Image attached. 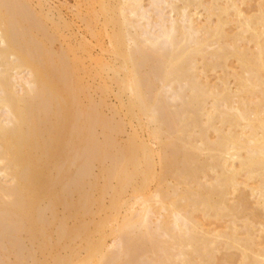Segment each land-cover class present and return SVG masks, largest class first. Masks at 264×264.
Returning <instances> with one entry per match:
<instances>
[{"label": "rangeland", "instance_id": "374dc122", "mask_svg": "<svg viewBox=\"0 0 264 264\" xmlns=\"http://www.w3.org/2000/svg\"><path fill=\"white\" fill-rule=\"evenodd\" d=\"M7 1L8 0H0V4L2 2L4 4L5 3L8 4V5L5 4V6L4 4L0 5V7H4V8H0L1 9L0 12L2 14V15L0 14L1 15L0 16V29L2 28L1 30L5 31V28L8 27L9 25L10 27H13L11 25L13 23H10V22H13L14 21L13 19H15L14 26L16 23L17 27L15 26V28L13 29L18 28L17 30L19 31H21V27H24V29L25 28L31 29L32 31H34L35 29V32H33V34L34 36L37 34L35 37L37 41L36 45H37V48L41 46L40 47L41 49L40 48H38L39 50L37 48H36L37 50L35 49L34 58L36 60L33 59L34 63L33 61L26 60L24 62V60H21L22 62H24L23 63L24 65H23L20 60H18V62L17 61L13 62L16 59L13 60L14 57L10 58L12 63L10 66L6 67V69L8 68L7 69L8 72L6 70L7 74H4L2 76L4 78L2 80H5L8 77V73H9L8 78L12 77V78H16L17 80V85L15 89L21 90L22 89L21 87L23 86V84L20 79H25L26 81L28 79V81H31L30 72L32 68L34 69L36 68L38 72L40 71L39 69H41L42 72L40 71L39 73L41 74L43 73L42 76L44 75V79L45 80L47 79L46 87H49V84L51 83L50 81H53L54 83L50 84V88H51V85L53 84L57 88L58 87L61 88V86L63 88V85H64L63 81L61 80V84H60V79H58L59 78L58 73L61 71L63 67L62 62H68L67 65H70L69 64V62L71 61L70 58L73 59V56L75 55L74 58L75 60L78 61L77 64H80L79 62L82 61L81 62L83 66L82 68L86 69V72L82 70H79V71L77 70L79 78L72 76L73 74L70 76L74 78V79L70 78V80H68L67 82V84L69 83L68 85L70 86L73 85L72 88L74 90V91L72 90L73 95L71 94L72 98L68 106V108L69 107L70 108L69 110L68 108L66 109L67 115H64L65 118L63 115L59 116V120L62 122H64L63 119H66V117H68V121L79 118L80 121L88 122L91 120L92 122L94 120L93 118L97 120V118L95 117L96 116L95 112L98 114L97 116L99 118L98 122L95 120L94 122L98 125L97 126L98 133L97 132L96 133L97 135L99 134L98 139H99V142L101 143L100 145L101 153H103L104 155L102 157V160H100V162H96V164L95 163L93 164V168H91V171H90L91 175L86 177L84 180L85 184L83 185V189H84V192H86V194L85 193L84 194L88 195L89 193L88 195L89 198H88V202L85 204L86 206L84 207L85 215L82 216L83 218L82 220L85 223L84 228H85V231H87L86 234L88 232L89 233L85 237L84 245L86 247V251H82V253H80L81 257L89 256L92 260H95L98 254V251L100 250V247H101L104 250L103 252L106 253L107 257L114 258L113 261H115L114 262L115 264H255L250 258H247V256H244V253H247L251 255L252 257L256 256L260 260H264V206L262 205L264 204L262 203L264 201L263 199L264 193L263 195H261L263 196V198L259 196L260 195L259 191L262 190L264 192V189L262 188L264 187V184H263L264 182L263 183L260 182L261 180H264V176H263L264 173H262V170H260L261 169L260 166H255L256 167L255 168L254 166L251 165L252 166L251 167L248 164H246L247 166H245L244 162H243L244 165L242 164V161H246L245 158H246L247 153L245 149L241 146H240L241 147L240 149L238 146L236 150V152H239L238 156H240L239 158L236 155L238 157L236 159L237 160L239 159L238 162L237 160L235 161L234 158L232 159V161L230 160L227 162L228 163L227 167L229 169L227 167L226 169L225 167H223L224 161H222V158L220 156L216 155L214 157L215 154H218V150L219 152H221V147L224 144L225 145L228 144L229 141L227 140V137H229V133L234 132L235 130L236 131L234 132L233 136L235 135L239 136L240 134V136L242 135L243 139H246L249 137L252 138L253 136L259 138L260 135L262 137V132L259 128H257V126H259V118L263 117L259 113H262V115H264V92H262L263 94L260 93V91L258 90V87L259 89H261L260 87L261 84L262 86L264 85V69L259 70L260 68L258 64L256 63L257 57L256 58L254 57L257 54L256 46L258 47L264 46V32H263L264 30L259 31L260 29L264 28V22H263L264 12H261V11H264V8H263L264 0H245V1L244 0L242 1L241 0H234V1L233 0H227V1L223 0L224 2L221 0H217V1L216 0H211V1L210 0H200V1L199 0L197 1L186 0L189 3V5H187L188 3L185 4L186 3L185 0H184L185 3L183 0H182L183 2L181 0L179 1L173 0L174 6L176 9H174V6L171 9L173 2L172 4L170 3L172 0H162L163 2L159 3L158 6H156L155 4L153 5V3L155 2H152V1H156V0H150V1L140 0L139 2H140L141 8L144 11L147 10L146 12H147L148 18L146 19V21L144 19L141 20V18L139 20V15H137L136 17V15L131 16L130 14L124 12L126 14V15L124 14L125 18L127 19V21L130 20L129 21L130 24L134 23L133 25L137 24V25H140L141 27L142 26L145 27L148 30L150 28L154 30L155 28L156 29L155 31H157L159 29V16L161 15L160 12H162V14L166 16L165 18L163 16L164 22L160 19L163 22L162 24L168 25V21H170L171 18H173V20H177V21L179 20L177 10H180L181 7L185 6L189 8V11L191 14H194L193 21L195 20L194 24L197 25V27H200L203 29L202 26L207 25L208 30L206 29H203V30H206V32L209 31V33H206L205 31H201L200 38L201 36H203L204 38L202 40L204 39L208 40L207 42L209 43V45L206 42L207 44L204 46L206 49L203 48L204 50L208 49V51L212 49L210 50V52L207 51L208 53H206L203 50L202 52L200 51L198 53L192 52V51L191 53H189L191 50V49L189 50V48L177 50L175 49V47H171V45L169 46L170 43L168 41H166L164 44L168 42V45L166 44V46L167 47L169 46L168 48L170 47L173 48L172 50L171 48L169 50L165 46L160 47L161 49H156V50L148 49L150 51H154L152 53L154 54V56H152L150 52L152 57H149L150 56L149 53L148 54L146 53L148 52V50L144 52L145 58L146 57L152 58V59H149V62L151 64L155 63V61L157 60H160V58H162L161 60H163L166 54L167 55L165 59L166 58L168 59L169 58L168 54H170L171 58L169 59L170 60L173 59L172 63L178 62L177 63L178 65L183 66L182 68H185L183 70L185 72H182L183 75L181 76H184V73H185V76L189 75L187 78L191 77V80L193 79L192 81L193 83H196V85L197 83L199 85L201 82V84L203 83L206 84V85L204 84L205 87H208V85L210 88L211 86L212 87L215 86L214 88H211L212 89L211 91H215L213 92V95L208 94L209 96L210 95L212 96L210 97L208 95L201 96L200 94L199 96L194 95L193 98H190L192 97L190 96L192 94L191 92L189 93L188 91H187L188 93L186 92L182 95H176L173 97L158 96L157 94H151L147 92L139 93V94H136L135 96V95H131L128 91L122 90L120 84L116 81L120 75L122 76V73L125 68L126 70L127 68H129V71H131L132 60L130 61L129 59H132V57H134L133 61L141 60L140 59L141 57H138L139 56L138 54H136L138 56H135V54L130 55L128 51L126 53L127 49L130 52V49H131L130 46L128 48L119 46L118 37L112 38L114 36L113 34H116L115 36H118V33L120 34L122 30L123 32L126 31L125 28L128 25H129L128 26L129 28L132 26L128 24L127 22L126 23L128 25L126 27L120 23L121 15L119 14L120 8L118 7H121L119 5L122 4V2L125 5L130 6L133 3V0H127V2L123 0H117V1L116 0H88L89 2L87 0L85 1L78 0V2L77 0H9L10 2H7ZM232 1L235 2V4L238 6L241 12L240 13L241 18L236 17L237 16L236 10L234 11L235 8H232L230 6L231 3H233ZM24 2H26V4ZM164 2L168 4L166 5ZM212 2L215 4H213ZM225 2H228V3L225 4ZM221 3H223L224 6ZM101 4H103L104 6H102ZM197 4L198 6L200 5L201 7L200 6H199L200 8L198 6L195 7V5ZM227 4H228V8H227L225 16L223 17L224 13L220 14V11L218 9H221V7L227 6ZM210 7H211V11L212 10L214 11H212L213 13L210 11L211 14L208 15L207 11L209 10ZM261 7H262V10H259L261 9ZM205 8L207 9V11ZM4 9H6V11L8 10L7 12H11L10 16L8 15L9 13H5L6 11ZM215 12L218 14H216ZM5 14H7L8 17H6ZM207 15L209 18L207 17ZM254 15L255 17L252 18V16ZM17 16L19 17V19H17L18 18ZM3 17L5 18L3 19ZM36 17L38 20L36 19ZM161 17L162 15L160 16V18ZM167 17H170V18L168 19ZM242 17L243 18L245 17L244 18L245 20ZM256 17H258V19ZM34 18H35V21H33ZM246 18L247 19L250 18L251 20L253 19L255 21L254 22L253 20L252 21L248 20L251 25L250 26L251 28H249L248 32L245 30V27H244V24L246 23V20H247ZM5 19H7V22L5 21ZM8 19L10 20V22H8L9 21ZM233 19L236 20V22ZM239 19H242V20H239ZM260 19L261 21H259ZM20 22H22L21 23L22 26L20 25ZM26 22L28 23V25H26ZM224 22L226 23L224 24ZM219 23L222 25L224 24L223 25L224 29L222 28V25H220ZM182 24H183L182 22H179L178 26L180 27ZM261 24H263V26ZM5 25L6 27H3ZM36 25L38 29L36 28ZM115 25H119V26H115ZM149 25L151 27H149ZM218 25L221 26L220 28H221V31H223L222 33L224 34V36L228 34V36H225L224 39L223 37L221 38L223 40V43L220 38L214 37V35L216 36L217 34L215 32V29L216 27L218 28ZM30 26H32L33 29ZM128 27L126 28L127 31L133 30L131 28L129 30ZM254 28L258 29L257 30V32L259 31L258 33L263 32L261 33L262 35L260 37L257 38L253 35V30H255ZM2 31H0V33ZM40 31L41 33H39ZM131 31L130 33L134 32V30L132 32ZM233 34L234 36L235 34H237L238 36L236 35V37H234ZM244 34L246 38H244ZM247 35H250V36L247 37ZM62 36H64V38ZM211 37L212 38L214 37L215 39H210ZM232 37L234 38L233 41L231 40ZM261 37L263 38L261 39ZM238 38L240 40L242 39L241 43ZM259 38L261 40H259ZM26 39L28 38L24 39L25 43H26ZM111 39L112 40L114 39L113 41L114 43L112 42ZM217 39H220L221 42L218 41ZM256 39L261 41V43L257 41ZM117 41H118V44H117ZM234 41L236 45L233 43ZM111 42L112 44H110ZM225 43L227 45L228 43H231V44H229L228 47H226L227 45H224ZM237 43H239L240 46L237 45ZM67 44H69L68 47L66 46ZM210 45L212 47H210ZM234 45H235V48L232 53L231 48H233L232 46ZM221 46L222 48H220ZM62 48L64 49L63 51H62ZM165 48H167L168 51H166L167 49ZM214 48L217 50H215ZM243 49L246 51V53H247V50H250V51H248L247 55H245L242 52L244 51ZM65 50H67L66 52H68L69 54L66 53ZM237 50H239L241 54ZM251 50H252L254 57L251 55ZM253 50H255L254 51L255 53L253 52ZM43 51H45V53H43ZM175 51H178L175 53L176 56L174 55ZM215 51H217L218 53H220L221 51V53L218 54ZM203 52L207 54L206 56L207 58H205V53ZM37 53L40 54L39 57L41 58L43 57L44 59L36 57L39 55V54L37 55ZM193 53H196V55ZM200 53L204 55H201ZM239 54L241 56H239ZM46 55L48 57H46ZM244 55H245V59H244L245 61L244 63H242L240 61L242 59V56ZM56 56H58V59ZM157 56L159 57V59H157L158 58ZM262 56L259 57V61H258L259 63H261L262 61L264 62V55ZM52 57H54V59ZM238 58L239 59L241 58V59L239 60ZM40 60L41 61L45 60V61H42L43 63H41ZM54 60H58V62L57 61L55 62ZM103 60L104 62L108 64V66L116 63V68H117L114 73L110 71L108 72V75L111 80H108L109 88L107 87L108 88L106 89L107 91L104 90L99 85L98 79H95V74L100 73V71L103 70V65L99 63L100 61L103 62ZM111 60L114 61V63ZM0 61H1L0 64H3L2 59H0ZM108 61L111 63H109ZM116 61H118V63ZM122 61L124 63L123 71L119 68L123 64ZM35 62H36V65H35ZM46 62H52L53 64H50V63L49 64L51 65V67L53 65L55 66V71L58 68L56 71L57 73L55 71H52L54 66L51 68L49 64H47ZM239 62L243 65H240ZM30 63L31 65L29 67ZM189 63H192V64L195 63L193 64L196 67V68L194 67L196 70V71L194 70V72L197 76L194 75V72L193 73L191 72L192 70L190 71ZM46 64L48 68H45ZM56 64H58V66ZM39 66L40 68H37ZM247 66H249L252 69V71ZM49 67L51 68V71L53 74L49 70ZM240 69H243V70H240ZM253 69L256 71H254ZM45 70H47L48 73ZM139 70L141 73L144 72L142 69L138 68V72ZM186 70L188 72H186ZM244 70L246 71L245 73H244ZM253 72L256 73L255 75L256 78L250 79L251 78L250 75L255 74ZM257 72L259 73L257 74ZM239 73L243 75L245 74L244 76H246L247 74L246 77L250 79L248 81L249 83L247 82V84H251L252 87L255 86L256 89L254 87L253 88L256 90L255 91L256 94L254 92V89L252 88L253 95L255 94L254 96L252 95L251 91L245 90L244 89L245 86L243 87L242 83L240 81L239 83L238 80L236 79L237 78L236 76H238ZM47 74L48 75L50 74V77ZM51 74L53 75L52 77H51ZM134 75L131 76L130 74V77H133ZM193 75L196 77L193 78ZM127 78H128V75H127ZM196 80H199V81H196ZM55 81L57 82L56 84L58 86H56ZM224 88L226 89L229 88V89L224 90ZM120 90L123 91V93ZM226 91H229V93ZM236 92L238 95L236 94ZM46 93L47 94L49 93L48 94V97H49V95H51L52 92L49 90L47 91L44 90L42 94L45 95ZM243 93L247 95L244 96ZM218 94L219 95L222 94V95L219 96ZM215 95L216 96L218 95L217 96L218 100L215 99L216 98ZM224 98L226 101L228 100L227 101L228 104H231L232 102L231 105L233 107L231 105L230 106L234 108L235 111L237 110L238 111L237 113L245 115L244 116L245 119L242 118L243 120L242 119L239 120L232 116H229V115L227 116L219 112L218 113L221 116L217 114L216 113L217 110L218 109H219L218 111L222 110L224 108L223 105L226 104V102L224 101ZM242 99L244 102L242 101ZM238 100L241 101L242 103L239 102ZM72 101L73 102L76 101L74 102L75 104ZM215 101L216 102L222 101L221 103L222 105L220 104V102L218 104V102L216 103ZM246 102L248 103L247 105H245ZM72 104L75 106L72 107L71 106ZM212 105L214 106L217 105L218 108L216 106L213 107ZM212 108L213 109L216 108L217 110L214 111ZM86 113H87V116H90V118L86 116ZM91 113H93L94 115H91ZM211 113L213 117L216 115L217 119H215V117L212 118L211 116H207L208 114H211ZM207 117L212 118V119L210 118L211 120H209V123H208V119L206 121ZM232 118H234V120L236 121L234 120L232 121ZM246 118L249 122L246 120ZM213 119L215 120L213 121ZM210 121L212 122V124L214 122L216 123L212 125ZM222 121L224 123H222ZM251 125L253 126L252 130L250 128ZM216 126L218 128H216ZM235 126L237 128H235ZM255 127H256V130H255ZM237 129L239 132L237 131ZM213 130L217 132H214ZM254 131H257V132H255L254 134ZM192 137L193 139H191ZM222 141L224 144L222 143ZM218 159L220 161H218ZM218 165H220V167ZM248 166L249 168H252V169L250 170L249 168L247 169ZM230 169L231 170L234 169L233 172L231 171V174L227 173V172H230ZM239 170H242L243 172L240 171L241 173H239ZM110 171H112V176L109 177L108 179L106 178V175ZM234 171H236V173ZM220 172L223 174H221ZM235 174H238V175L236 176ZM229 176L231 178H229ZM261 176H263V178ZM218 177H221V179ZM224 178L227 180L229 179V180L227 181ZM210 179L211 181H209ZM230 181L232 182V184ZM223 182H226L224 183L226 185H224ZM219 183L220 185H218ZM192 186H194L195 189ZM231 186H235L236 188L231 187ZM188 187L189 189H187ZM259 187L262 189H260ZM202 189H204V192ZM205 191H207V193L209 191L210 192L207 194ZM244 197L246 198L248 197V198L245 199ZM209 198H211V200ZM203 199L205 200V202H203L204 201ZM240 199H243V200H240ZM245 200H248V201H245ZM239 202H241L242 206ZM218 203L220 205H218ZM233 205L234 207H232ZM217 206H220L222 209L224 207L225 208L222 211V209L220 210L219 207H218L219 209L216 208ZM147 209L150 212L148 214L146 213ZM238 210L239 211L241 210V211L238 212ZM228 211H230V213ZM185 212H187L188 214ZM172 213H178L180 217L185 218V220L187 221L190 220V218H188L189 216L191 217V220L194 219L191 222L203 225L204 229H207L209 231V234H208L209 241L208 239H203V238L201 239L202 236L200 234L198 235L191 234L192 237L191 235H189L187 238L185 237L181 241L178 240L179 236H177V230L174 229V226H171L172 224H170L172 223L171 221L172 218H170ZM249 213L250 215H248ZM232 215H234L237 225H236V222H234V218L232 217ZM186 217L188 219H186ZM234 231L237 232V234ZM211 232L214 235H211L212 234ZM197 236H198V241H197ZM175 239L177 240V243H174L176 241ZM189 241H191V243ZM193 241L195 243H193ZM182 242H183V245H182ZM203 242L207 243V245L203 244ZM186 243L188 244L186 245ZM71 244L74 245V243H71ZM71 244H70V247L72 248L73 245ZM208 244L212 246L210 247ZM180 245L182 247L184 246L183 249L182 247H180ZM205 245L209 246L211 250ZM186 246L188 247V249L190 248V250H188ZM203 246H205L206 249ZM121 247L125 249V251L123 250L122 252H125L126 254L121 252L122 250ZM177 248H179L180 250H178ZM207 249H209V251ZM181 250H183L185 253L184 252L182 253ZM191 251L192 252L194 251V252L192 253ZM128 252H130V254ZM61 253H65V252H61ZM119 254H121L122 257H120ZM188 254H190V256ZM107 261L108 260H106L104 264H108Z\"/></svg>", "mask_w": 264, "mask_h": 264}, {"label": "bare ground", "instance_id": "6f19581e", "mask_svg": "<svg viewBox=\"0 0 264 264\" xmlns=\"http://www.w3.org/2000/svg\"><path fill=\"white\" fill-rule=\"evenodd\" d=\"M83 1V0H81ZM85 1V0H84ZM88 1V0H87ZM117 1V0H116ZM126 1L127 0H123ZM140 0H133V3L128 6L125 5L123 2L122 4H120L118 7L119 9V14L121 15V19H120V23L123 26H127L128 24H130V20L127 21V19L125 18V13L130 14L131 16L133 15H139V20L141 18L144 19L146 21V19L148 18L147 15V10L144 11L141 6H140ZM150 1V0H149ZM179 1V0H178ZM182 1V0H181ZM184 1V0H183ZM182 1V2H183ZM186 1V0H185ZM184 1V3H185ZM197 1V0H195ZM194 1V3H195ZM200 1V0H199ZM198 1V2H199ZM211 1V0H210ZM217 1V0H216ZM223 1V0H221ZM227 1V0H226ZM234 1V0H233ZM232 1V2H233ZM242 1V0H241ZM245 1V0H244ZM7 2H10L9 0ZM17 2V1H16ZM20 2V1H19ZM78 2V0H77ZM89 2V1H88ZM87 2V3H88ZM131 2V1H130ZM129 2V3H130ZM155 2L153 3V5L155 4L156 6L159 5V3H162V0H156V1H152ZM173 2V4H172ZM176 2V1H175ZM181 2V3H182ZM193 2V1H192ZM191 2V3H192ZM202 2V1H201ZM215 2V1H214ZM224 2V1H223ZM231 2V1H230ZM13 3V2H12ZM26 4V2H24ZM82 3V2H81ZM103 3V2H102ZM118 3V2H117ZM128 3V4H129ZM166 4V2H164ZM178 3V2H177ZM188 2L186 1L185 4H187ZM193 3V4H194ZM213 3V2H212ZM211 3V4H212ZM228 2H225V4ZM238 3V2H237ZM242 3V2H241ZM245 3V2H244ZM4 3L2 2L0 5H3ZM6 4V3H5ZM4 4V6H5ZM19 4V3H18ZM105 4V3H104ZM151 4V3H150ZM168 4V3H167ZM166 4V5H167ZM173 8L174 6V1L172 0L171 3ZM169 4V5H170ZM176 4V3H175ZM184 4V5H185ZM205 4V3H204ZM215 4V3H213ZM223 4V3H221ZM8 5V4H6ZM102 6H104L103 4H101ZM178 5V4H177ZM176 5V6H177ZM189 5V3L187 4ZM186 5V6H187ZM202 5V4H201ZM217 5V4H216ZM13 6V5H12ZM110 6V5H109ZM117 6V5H116ZM161 6V5H160ZM171 6V5H170ZM168 6V7H170ZM194 6V5H193ZM198 6L195 5V7ZM200 6V5H199ZM198 6V7H199ZM211 6V5H210ZM215 6V5H214ZM224 6V4H223ZM232 8H235L234 11L236 10V17L241 18V12L238 8V6L235 4V2L231 3L230 5ZM237 6V7H236ZM247 6V5H246ZM27 7V6H26ZM108 7V5H107ZM111 7V6H110ZM115 7V6H114ZM166 7V6H165ZM181 7V6H180ZM192 7V6H190ZM201 7V6H200ZM199 7V8H200ZM203 7V6H202ZM205 7V6H204ZM213 7V6H212ZM219 7V6H218ZM221 7V6H220ZM0 8H4V7H0ZM11 8V6H10ZM9 8V10H10ZM18 8V7H17ZM21 8V7H20ZM30 8V7H29ZM102 8V7H101ZM163 8V7H162ZM161 8V9H162ZM217 8V7H216ZM228 8V4L225 7H221V9H218L221 13L223 14V17L226 14ZM250 8V7H249ZM257 8V7H256ZM264 8V7H263ZM105 9V8H103ZM112 9V8H111ZM167 9V8H166ZM165 9V10H166ZM174 9L175 6H174ZM178 9V7H177ZM206 9V8H205ZM213 9V8H212ZM252 9V8H251ZM259 9V8H258ZM257 9V10H258ZM1 10V9H0ZM3 10V9H2ZM6 11V9H4ZM27 10V9H26ZM34 10V9H33ZM114 10V9H113ZM112 10V12H113ZM156 10V9H155ZM169 10V9H168ZM233 10V9H231ZM245 10V9H244ZM262 10V7L261 9ZM8 11V10H7ZM5 12V13H9L8 15L10 16L11 12ZM19 11V10H18ZM17 11V12H18ZM108 11V10H106ZM115 11V10H114ZM179 11V12H178ZM197 11V10H196ZM207 11V9H206ZM211 7L209 8V10L207 11L208 15L211 14ZM214 11V10H212ZM211 11V12H212ZM217 11V10H216ZM16 12V10H15ZM171 12V10H170ZM174 12V11H173ZM172 12V13H173ZM264 12V11H261ZM4 13V12H3ZM34 13V12H33ZM117 13V11H116ZM157 13V11H156ZM162 17L160 18L159 14V29L157 31H155L156 29L154 28V30H152V28H150L149 30L146 29L145 27H141L140 25H133L134 23L130 24L132 25L130 28L134 30L133 33H130V31H127V27L125 28L124 31L123 30L120 32V34L118 33V36H115L116 34H113L112 38H116L118 37V41L117 44L119 46L122 47H126L128 48L130 46V52L127 49L126 53L128 51V53H130V55H134L141 57V60L138 61H133L132 59H129L130 61L132 60V70L129 71V68L124 69V63L122 61V65L121 67H119L123 73L122 76L120 75L118 77V79L116 80L122 90L128 91L131 95H135L139 94V93H151V94H157L158 96H168V97H173L176 95H182L184 93H186L187 91L193 96L197 95L199 96L201 94V96L204 95H208V94H212L215 91H211V88H214L211 86V88L209 87H205L204 84H200L196 85V83H193V79L191 80L190 78H187L188 76H181L183 75L182 72L185 68H182L183 66L178 65L177 63H172V60H170L169 58H171L170 54L169 58L161 60L162 58H160V60L155 61V63L151 64L149 62V57L154 56V54H152L154 51H150L152 49H161L160 47H167L166 44L168 45V42L170 43L169 46L171 45V47H175V49H179L182 50L184 48H189L190 52H202L205 51L206 53L210 52V49L208 51L204 50L203 48H205L204 46L208 43V40H202L204 37L201 36V31H205L208 30L207 25L202 26V28L197 27V25H195V20L193 21L194 18V14H191L189 11L188 7H181L180 10H177V14H178V18H179V22H182L183 24L179 27L178 26V21L177 20H173V18L170 19V21H168V25L167 24H162L164 22V18L166 17L165 15L162 14V12H160ZM213 13V12H212ZM216 13V12H215ZM260 13V12H259ZM1 14V12H0ZM18 14V13H17ZM16 14V15H17ZM125 14V15H124ZM127 14V15H128ZM176 14V13H175ZM196 14V13H195ZM218 14V13H216ZM215 14V15H216ZM235 14V13H234ZM263 14V13H262ZM2 15V14H1ZM0 15V16H1ZM4 15V14H3ZM6 17H8L7 14H5ZM19 15V14H18ZM31 15V14H30ZM34 15V14H33ZM207 15V17H208ZM13 16V15H12ZM26 16V15H25ZM24 16V17H25ZM164 16V18H163ZM171 16V15H170ZM220 16V15H218ZM227 16V15H226ZM14 17V16H13ZM16 17V16H15ZM18 17V16H17ZM32 17V16H31ZM150 17V16H149ZM212 17V15H211ZM250 17V16H249ZM255 17L252 16V18ZM5 17H3L4 19ZM10 18V17H9ZM22 18V17H21ZM20 18V19H21ZM28 18V17H27ZM163 18V19H162ZM168 19L170 17H167ZM209 18V17H208ZM222 18V17H221ZM243 18V17H242ZM245 18V17H244ZM243 18V19H244ZM258 19V17H256ZM2 19V17H1ZM19 19V17L17 18ZM37 19V17H36ZM41 19V17H40ZM163 21H161V20ZM247 19V18H246ZM256 19V20H257ZM9 20V19H8ZM15 21V19H13ZM11 20V21H13ZM31 20V19H30ZM38 20V19H37ZM143 20V21H144ZM225 20V19H224ZM234 20V19H233ZM242 20V19H239ZM245 20V19H244ZM248 20H251L250 18H248L246 20V23L244 24L245 30L248 32L249 28H251L250 23ZM253 20V19H252ZM251 20V21H252ZM263 20V19H262ZM2 21V20H1ZM5 21L7 22V19H5ZM14 21L10 22V20L8 22L13 23L11 24L13 27H10V25L8 27L5 28V31H2L0 29V31H2L0 33V59H2V63L0 64V264H104L106 260H108V264H113L115 261L113 257H107L106 253H104L103 249L100 247V250L98 251V254L96 256L95 260H92L89 256H85V257H81L82 251H86V247L84 245L85 243V237L87 236V231H85V223L82 220V216L85 215L84 213V207L86 206L85 204L88 202V198H89V193L88 195H85L86 192H84L83 189V185L84 180L86 177L90 176V171L91 168H93V164L96 162H100V160H102L103 157V153H101V143L99 142L98 139V135H97V124L94 122L95 118H93L94 120L91 122L90 121H80L79 118L77 119H73L68 121V117H66V119H63L64 122L59 120V116L60 115H67L66 113V109L69 106V102L72 98V86L68 85L67 82L68 80H70V77L72 74V76L79 78L78 76V72L77 70H82L84 72H86V69L82 68V64L81 62H79L80 64H77L78 61L75 60L74 56L73 59H71V63L69 62L70 65H67L68 62H62L63 63V67L61 69V71L58 73L59 74V78L60 79V84H61V80L63 81L64 85L63 88L61 86V88H57L53 85H51L50 88V84L54 83L53 81H50L49 83V87H46V80L44 79V75L42 76L41 73H39L40 71L42 72L41 69H39L40 71L38 72V70H36V68H30L31 70V74H30V80L31 81H27L25 79H20L23 86L21 87V90L15 89L16 85H17V80L16 78H8L9 77V73H8V77L5 80L2 76L4 74H7L8 72V68L6 69L7 66L11 65V59L12 57L13 62H18V60H24V62L26 60L28 61H33L36 60L34 58V53H35V49L37 48L36 45V35L34 36L33 32L31 29H24V27H21V31L15 28L14 26ZM29 21V20H28ZM35 21V18L34 20ZM118 21V20H117ZM158 21V20H157ZM223 21V19H222ZM236 22V20H234ZM254 21V20H253ZM261 21V19L259 20ZM4 22V21H3ZM18 22V21H17ZM25 22V21H24ZM128 24H127V23ZM135 22V21H134ZM217 22V21H216ZM228 22V21H227ZM255 22V21H254ZM253 22V23H254ZM257 22V21H256ZM264 22V20H263ZM19 23V22H18ZM17 23V24H18ZM22 22H20V25ZM34 23V22H33ZM32 23V24H33ZM137 23V22H136ZM139 23V22H138ZM148 23V22H147ZM207 23V22H206ZM205 23V24H206ZM210 23V22H209ZM226 22H224L225 24ZM238 23V22H237ZM243 23V22H242ZM2 24V23H1ZM25 24V23H23ZM157 24V23H156ZM181 24V23H180ZM179 24V25H180ZM220 24V23H219ZM223 24V25H224ZM236 24V23H235ZM233 24V25H235ZM239 24V23H238ZM19 25V26H20ZM26 25H28V23L26 22ZM24 25V26H26ZM167 25V26H166ZM204 25V24H203ZM222 25V24H220ZM222 25V28H223ZM242 25V24H240ZM253 25V24H252ZM256 25V24H254ZM263 26V24H261ZM34 26V25H33ZM40 26V25H39ZM115 26H119V25H115ZM166 26V27H165ZM258 26V24H257ZM17 27V26H16ZM32 27V26H30ZM35 27V26H34ZM149 27H151L149 25ZM148 27V28H149ZM178 27V28H177ZM221 26L218 25V28L216 27L215 32L217 33L216 36L214 35L215 38H222L224 39L225 35L222 33L223 31H221ZM36 28L38 29L37 25ZM44 28V27H43ZM42 28V29H43ZM124 28V27H123ZM122 28V29H123ZM237 28V26H236ZM241 28V27H239ZM238 28V29H239ZM243 28V26H242ZM4 29V28H3ZM20 29V28H19ZM33 29V27H32ZM40 29V28H39ZM224 29V28H223ZM222 29V30H223ZM255 30H253V35L255 37H260L263 33H258L261 30H264V28L260 29L258 32L256 28H254ZM120 30V29H119ZM132 30V31H133ZM226 30V29H225ZM252 30V29H251ZM45 31V30H44ZM88 31V30H87ZM116 31V30H115ZM131 31V32H132ZM212 31V30H211ZM240 31V30H239ZM37 32V31H36ZM117 32V31H116ZM214 32V33H215ZM226 32V31H225ZM41 33V31L39 32ZM38 33V34H39ZM45 33V32H44ZM56 33V32H55ZM113 33V32H112ZM176 33V34H175ZM206 33H209L206 32ZM251 33V32H250ZM241 34V33H240ZM246 34V33H245ZM244 34V38L245 37ZM26 37H25V36ZM41 35V34H40ZM45 35V34H44ZM58 35V34H57ZM179 37H178V36ZM237 34H233L234 37H236ZM242 35V34H241ZM28 36V37H27ZM46 36V35H45ZM207 36V35H206ZM209 36V34H208ZM213 36V35H212ZM238 36V35H237ZM250 35H247V37ZM64 38V36H62ZM210 38V39H215V38ZM25 38L26 39V43L24 41ZM38 38V37H37ZM46 38V37H45ZM50 38V37H49ZM207 38V37H205ZM241 38V37H240ZM243 38V37H242ZM243 38V39H244ZM263 37H261L262 39ZM41 39V38H40ZM53 39V38H52ZM66 39V38H65ZM220 39H217L218 41L221 42ZM228 39V38H227ZM231 39V38H229ZM233 37H232V41H233ZM237 39V38H236ZM239 39V38H238ZM259 38V40H261ZM69 40V39H68ZM112 40V39H111ZM116 40V39H115ZM240 40V39H239ZM242 40V39H241ZM240 40V43H241ZM253 40V39H252ZM257 40V39H256ZM257 40V41H259ZM114 41V39L112 40V42ZM166 41H168L166 44H164ZM216 41V40H215ZM248 41V39H247ZM254 41V40H253ZM112 42L110 44H112ZM207 42V43H206ZM213 42V41H212ZM217 42V41H216ZM237 42V40H236ZM244 42V41H242ZM261 43V41H259ZM263 42V40H262ZM41 43V42H40ZM54 43V42H53ZM56 43V42H55ZM69 43V42H68ZM114 43V42H113ZM223 43V40H222ZM235 44V41L233 42ZM249 43V41H248ZM247 43V44H248ZM257 43V42H256ZM38 44V43H37ZM59 44V43H58ZM98 44V42H97ZM116 44V42H115ZM114 44V45H115ZM231 43H228V45ZM246 44V43H245ZM51 45V44H49ZM148 45V46H147ZM209 45V43H208ZM218 45V43H217ZM224 45H227L226 43ZM228 45L226 47H228ZM236 45V44H235ZM235 45L232 46L233 48H231V52L233 53V50L235 48ZM237 45L240 46L239 43H237ZM44 46V45H43ZM67 47L69 46V44L66 45ZM168 46V47H169ZM244 46V45H243ZM41 47V46H40ZM38 47V48H40ZM66 47V48H67ZM167 47V48H168ZM170 47V48H171ZM207 47V46H206ZM210 47H212L210 45ZM215 47V46H214ZM225 47V49H226ZM264 46L262 47H258L257 51H256V55L255 57L253 56L252 50H251V55L256 58L257 57V61L256 63L259 66V70L264 69V62L262 61L261 63H259V57H261L262 55H264L263 51H264ZM37 48V49H38ZM125 48V49H126ZM147 48V49H146ZM165 48V49H167ZM170 48H168L170 50ZM209 48V47H208ZM222 48V46L220 47ZM224 48V47H223ZM36 49V50H37ZM41 49V48H40ZM70 49V47H69ZM72 49V47H71ZM101 49V48H100ZM123 49V48H122ZM150 49V50H148ZM163 49V48H162ZM168 49L166 51H168ZM173 48H171L172 50ZM206 49V48H205ZM215 49V48H214ZM229 49V48H228ZM227 49V50H228ZM245 49V48H244ZM243 49V50H244ZM249 49V48H248ZM254 49V47H253ZM39 50V49H38ZM43 50V49H42ZM41 50V52H42ZM47 50V49H46ZM64 49L62 48V51ZM148 50V52H146ZM164 50V49H163ZM188 50V51H189ZM217 50V49H215ZM220 50V49H219ZM224 50V49H223ZM242 50V48H241ZM247 50V49H246ZM256 50V49H255ZM253 50V52L255 51ZM67 50H65L66 52ZM174 51V50H173ZM185 51V50H184ZM187 51V50H186ZM208 51V52H207ZM225 51V50H224ZM229 51V50H228ZM239 51V50H237ZM250 50H247V53ZM37 52V51H36ZM50 52V51H49ZM64 52V53H65ZM102 52V51H100ZM144 52H146L147 54L149 53V57L145 58L144 56ZM152 56H151V54ZM178 51L174 52L175 53ZM180 52V51H179ZM203 52V53H205ZM217 52V51H215ZM240 52V51H239ZM245 55H247L246 51H242ZM40 53V52H39ZM37 53V55L39 54ZM43 53H45V51H43ZM60 53V52H59ZM63 53V52H62ZM68 53V52H66ZM65 53V54H66ZM71 53V52H70ZM121 53V52H120ZM168 53V52H167ZM196 53H193L196 55ZM205 53V58H207V54ZM214 53V51H213ZM218 53V52H217ZM221 53V51H220ZM218 53V54H220ZM255 53V52H254ZM64 54V56H65ZM69 54V53H68ZM138 54V55H136ZM146 54V55H147ZM179 54V53H178ZM201 55H204L202 53H200ZM217 54V55H218ZM237 54V53H236ZM241 54V52H240ZM239 54V56H241ZM44 55V54H43ZM67 55V54H66ZM128 55V54H126ZM163 55V54H162ZM181 55V54H180ZM198 55V54H197ZM215 55V53H214ZM238 55V54H237ZM245 55L242 56V59L240 62L244 63V59H245ZM40 54L36 57H39ZM42 56V55H41ZM62 56V55H61ZM156 56V55H155ZM176 56V55H175ZM250 56V55H248ZM46 57H48L46 55ZM51 57V56H50ZM49 57V58H50ZM58 59V56H56ZM130 57V56H129ZM128 57V58H129ZM158 57V56H157ZM210 57V56H209ZM238 57V56H237ZM263 57V56H262ZM41 58V57H39ZM43 58V57H42ZM41 58V59H42ZM48 58V59H49ZM54 59V57H52ZM51 58V59H52ZM60 58V57H59ZM66 58V57H65ZM116 58V57H115ZM136 58V57H135ZM173 58V56H172ZM175 58V57H174ZM177 58V57H176ZM188 58V57H187ZM193 58V57H192ZM203 58V57H201ZM251 58V57H249ZM34 59V60H33ZM38 59V58H37ZM44 59V58H43ZM52 59V60H53ZM80 59V58H79ZM114 59V58H113ZM139 59V58H138ZM159 59V57L157 58ZM211 59V58H210ZM239 59V58H238ZM239 59V60H240ZM253 59V58H252ZM50 60V59H49ZM48 60V61H49ZM68 60V58H67ZM137 60V59H135ZM201 60V59H200ZM236 60V58H235ZM254 60V59H253ZM38 61V60H37ZM45 61V60H42ZM41 60L40 62L43 63ZM51 61V60H50ZM55 62L58 60H54ZM61 61V60H60ZM64 61V59H63ZM112 61V60H111ZM195 61V60H194ZM193 61V62H194ZM22 62V61H21ZM22 62V64L24 63ZM53 62V61H52ZM52 62H46L47 64H53ZM109 62V61H108ZM114 63V61H112ZM118 63V61H116ZM120 62V61H119ZM176 62V61H175ZM239 62V63H240ZM1 63V61H0ZM29 63V62H28ZM32 63V64H33ZM38 63V62H37ZM103 65V70L100 71V73H96L95 74V79H98L99 81V85L104 89H108V80H111L108 72H112L114 73L116 71V63L109 65L104 62H99ZM111 63V62H109ZM149 63V64H148ZM201 63V62H200ZM207 63V61H206ZM16 64V63H15ZM21 64V63H20ZM46 64L45 68H48ZM49 64V66L51 67V65ZM100 64V65H101ZM189 69L190 71L193 73L195 70V66L193 64L195 63H189ZM199 64V63H198ZM202 64V63H201ZM200 64V65H201ZM255 64V63H254ZM19 65V64H18ZM24 65V64H23ZM31 63L29 64L30 67ZM36 65V62H35ZM44 65V64H43ZM58 66V64H56ZM204 65V64H203ZM208 65V64H207ZM210 65V64H209ZM240 65H243L240 63ZM246 65V64H244ZM249 65V64H247ZM17 66V65H16ZM15 66V67H16ZM54 66V65H53ZM52 66V67H53ZM68 66V67H66ZM80 66V68H79ZM205 66V65H204ZM203 66V67H204ZM253 66V64H252ZM256 66V67H258ZM18 67V66H17ZM34 67V66H33ZM44 67V66H43ZM49 67V70L51 71V68ZM66 67V68H65ZM195 67V68H194ZM249 67V66H247ZM10 68V67H9ZM14 68V67H13ZM27 68V67H26ZM37 68H40L37 67ZM70 68V69H69ZM138 68L142 69L144 72L141 73L140 70L138 72ZM202 68V67H201ZM250 68V67H249ZM11 69V68H10ZM18 69V68H17ZM20 69V68H19ZM43 69V68H42ZM54 69V70H53ZM52 69V71H55V66ZM58 69V68H57ZM56 69V71H57ZM102 69V68H101ZM7 70V72H6ZM60 70V69H59ZM71 73H70V71ZM243 70V69H240ZM249 70V69H248ZM250 70L252 71V69L250 68ZM249 70V71H250ZM254 70V69H253ZM258 70V69H257ZM10 71V70H9ZM29 71V70H28ZM47 71V70H45ZM44 71V72H45ZM49 71V72H50ZM51 71V73H52ZM55 71V72H56ZM196 71V70H195ZM250 71V72H251ZM256 71V70H254ZM54 72V73H55ZM186 72H188L186 70ZM246 71L244 70V73ZM248 72V71H247ZM48 73V71H47ZM57 73V72H56ZM55 73V74H56ZM182 73V74H180ZM255 73V72H253ZM259 72H257L258 74ZM53 74V73H52ZM51 74V77L53 76ZM134 75L133 77H130ZM179 74V75H178ZM201 74V73H199ZM198 74V75H199ZM249 74V73H248ZM48 75V74H47ZM57 75V74H56ZM128 75V78H127ZM179 77H178V76ZM194 75L195 72H194ZM193 75V78L196 77ZM236 75V74H235ZM245 75V74H244ZM243 74H240L238 76H236L238 82L240 81L244 87L245 90L248 91H253V89L255 88V86L252 87L251 84H247V82L250 79H254L256 78V73L253 75H250L251 78L248 79L246 76H244ZM50 77V74L48 75ZM181 76V77H180ZM192 76V75H191ZM6 77V76H5ZM58 77V76H57ZM249 77V76H248ZM28 78V77H27ZM56 78V77H55ZM188 80H187V79ZM57 79V78H56ZM74 79V78H73ZM94 79V80H95ZM196 79V78H195ZM55 80V79H53ZM77 80V79H75ZM236 80V81H237ZM58 81V80H57ZM189 81V82H188ZM199 81V80H196ZM59 82V81H58ZM157 82V83H156ZM239 82V83H240ZM245 82V83H243ZM252 82V81H251ZM57 82L55 81V84ZM76 83V82H75ZM117 83V84H118ZM225 83V82H224ZM249 83V82H248ZM254 83V82H253ZM76 85V84H75ZM79 85V84H78ZM97 85V84H96ZM206 85V84H205ZM221 85V84H220ZM241 85V87H242ZM56 86H58L56 84ZM99 86V87H100ZM227 86V84H226ZM251 86V87H250ZM108 87V88H107ZM224 87V86H223ZM257 87V86H256ZM261 89L258 90L260 91V93L264 92V85L262 86L261 84ZM81 88V87H80ZM253 88V89H252ZM59 89V90H57ZM76 89V88H75ZM221 89V88H219ZM226 88H224L225 90ZM229 89V88H227ZM226 89V90H227ZM240 89V88H239ZM256 89V88H255ZM254 89V92L256 91ZM44 90H49L51 91V95H49L46 93L45 96L43 93ZM79 90V89H78ZM82 90V89H81ZM257 90V91H258ZM21 91V92H20ZM74 91V90H73ZM107 91V90H106ZM121 91V90H120ZM230 91V90H229ZM229 91H226L229 93ZM258 91V92H259ZM123 93V91H121ZM187 92V93H188ZM224 92V91H223ZM241 92V91H240ZM244 92V91H243ZM247 92V91H246ZM245 92V93H246ZM120 93V92H119ZM231 93V92H230ZM233 93V92H232ZM250 93V92H249ZM248 93V94H249ZM72 94V95H71ZM237 94V92H236ZM241 94V93H240ZM256 94V92H255ZM254 94V95H255ZM263 94V93H262ZM210 95V96H212ZM219 95V94H218ZM217 95V96H218ZM222 94H220L219 96H221ZM224 95V94H223ZM238 95V94H237ZM243 95H247L244 94ZM242 95V96H243ZM253 95V92H252ZM251 95V96H252ZM253 95V96H254ZM209 96V95H208ZM209 96V97H210ZM216 96V95H215ZM217 96L215 99H217ZM227 96V95H225ZM229 96V95H228ZM235 96V95H234ZM239 97V96H238ZM248 97V96H247ZM246 97V98H247ZM74 98V96H73ZM214 98V97H213ZM211 98V99H213ZM222 98V97H220ZM250 98V96H249ZM228 99V98H226ZM192 100V99H191ZM218 100V99H217ZM220 100V99H219ZM230 100V99H229ZM250 100V99H249ZM193 101V100H192ZM214 101V100H212ZM223 101V100H222ZM222 101H217L218 104L220 102V104L222 103ZM224 101L226 102L225 105H223V109L218 111L216 108H212L214 111L217 110V114L219 113H223L224 115H229L232 116L236 119H242L244 118L245 115L243 114H239L237 113L238 111L234 110V108H232L233 106L231 104H228L227 101L224 98ZM223 101V102H224ZM239 101V100H238ZM243 101V99H242ZM248 101V100H246ZM73 102V101H72ZM76 102V101H74ZM73 102V103H74ZM216 102V101H215ZM214 102V103H215ZM216 102V103H217ZM241 102V101H239ZM244 102V101H243ZM250 102V101H248ZM190 103V102H189ZM213 103V102H212ZM242 103V102H241ZM75 104V103H74ZM248 103L246 102L245 105H247ZM191 105V104H190ZM201 105V104H200ZM222 105V104H221ZM232 107H231V106ZM72 107H74L75 105H71ZM166 106V105H165ZM164 106V107H165ZM213 107H217V105H212ZM167 107V106H166ZM165 107V108H166ZM220 107V105H219ZM70 108V107H69ZM68 108V110H69ZM78 108V107H77ZM75 108V109H77ZM206 108V107H205ZM211 108V107H210ZM81 109V108H79ZM202 109V108H201ZM236 109V108H235ZM72 110V109H71ZM74 111V110H73ZM97 111V110H95ZM223 111V112H222ZM262 111V110H261ZM71 112V111H70ZM76 112V111H75ZM80 112V111H79ZM86 112V111H85ZM177 112V111H176ZM206 112V111H205ZM204 112V114H205ZM211 112V111H210ZM219 112V113H218ZM63 113V114H62ZM69 113V112H68ZM74 113V112H73ZM82 113V112H81ZM96 114V118L98 122V114L95 112ZM261 116L264 117V115ZM91 115H94L93 113H91ZM220 115V114H219ZM218 115V116H219ZM87 116V113H86ZM207 116H211L212 118L215 117V119H217L216 115L213 117L212 113L208 114ZM221 116V115H220ZM70 117V116H69ZM72 117V115H71ZM84 117V116H83ZM90 118V116H87ZM210 117V118H211ZM225 117V116H224ZM259 118V126H257V128H259L262 132V137L260 135L259 138L253 136L252 138H246L243 139L242 135L239 136L235 135L233 136L234 132L229 133V137H227V140L229 141L228 144H224L223 141L222 143L225 145H220L221 147V152H219L218 150V154H213L214 157L216 155L220 156L222 158V161H224V166L225 169L228 165V161H232V159L234 158L235 161L237 160L236 158H240V156H238L239 152H236L237 147L239 146V149L241 147H243L246 151V161H242V164L244 162L245 166L248 165H252V166H260L262 170V173H264L263 169H264V118ZM62 118V117H60ZM65 118V116H64ZM209 117L206 118V121L208 119V123L209 120H211ZM234 118H232V121L234 120ZM249 118V117H248ZM71 119V118H70ZM86 119V118H85ZM92 119V118H91ZM213 119V121L215 120ZM221 119V118H220ZM218 119V120H220ZM245 119V118H244ZM255 119V118H254ZM66 120V121H65ZM243 120V119H242ZM247 120V118H246ZM245 120V121H246ZM230 121V120H229ZM236 121V120H234ZM248 121V120H247ZM252 121V120H251ZM211 122V121H210ZM219 122V121H218ZM225 122V120H224ZM222 121V123H224ZM227 122V121H226ZM249 122V121H248ZM216 122H214L213 124H215ZM241 123V122H239ZM253 123V122H252ZM212 124V122H211ZM212 124V125H213ZM230 124V123H229ZM208 125V124H207ZM228 125V124H227ZM233 125V124H232ZM243 125V124H242ZM248 125V124H246ZM210 126V125H209ZM229 126V125H228ZM244 126V125H243ZM220 127V126H219ZM216 128H218L216 126ZM227 128V127H226ZM235 128H237L235 126ZM239 128V127H238ZM245 128V127H244ZM251 130L253 128V126H250ZM212 129V128H211ZM232 129V128H230ZM241 129V127H240ZM210 130V128H209ZM218 130V129H217ZM224 130V128H223ZM244 130V129H243ZM247 130V129H246ZM245 130V132H246ZM249 130V129H248ZM256 130V127H255ZM214 131V130H213ZM222 131V130H221ZM238 131V129H237ZM241 131V130H240ZM258 131V130H257ZM254 131V134L255 132ZM97 132V133H96ZM217 132V131H214ZM226 132V131H225ZM224 132V133H225ZM230 132V131H229ZM239 132V131H238ZM244 133V132H243ZM241 133V134H243ZM250 133V131H249ZM221 134V133H220ZM232 134V135H231ZM236 134V133H235ZM257 134V133H256ZM204 135V134H203ZM252 135V134H251ZM225 136V135H224ZM223 136V137H224ZM247 136V135H246ZM259 136V135H258ZM229 138V139H228ZM62 139V140H61ZM193 139V137L191 138ZM195 139V138H194ZM223 139V138H222ZM245 141H243V140ZM224 140V139H223ZM243 141V143H242ZM194 142V141H193ZM227 143V142H226ZM221 144V143H220ZM243 145V146H242ZM219 146V145H218ZM227 146V148H226ZM241 146V147H240ZM225 148V149H223ZM242 148V149H243ZM216 152V151H215ZM238 157H237V156ZM217 156V157H218ZM216 157V158H217ZM213 158V157H212ZM220 158V160H221ZM215 159V158H214ZM213 159V160H214ZM216 160V159H215ZM218 159V161H220ZM239 160V159H238ZM237 160V162H238ZM244 160V159H243ZM234 162V160H233ZM241 162V161H240ZM239 162V163H240ZM217 163V162H216ZM220 164V163H219ZM234 164V163H232ZM243 164V165H244ZM217 165V164H216ZM222 165V164H221ZM220 167V165H218ZM241 166V165H240ZM244 166V167H245ZM251 166V167H252ZM196 167V166H195ZM216 167V166H215ZM222 167V166H221ZM222 167V168H223ZM228 168V167H227ZM249 168V166L247 167V169ZM256 168V167H255ZM258 168V167H257ZM229 169V168H228ZM232 169V167H231ZM230 169V173L231 171L233 172V170ZM246 169V168H245ZM252 168H249V170ZM197 170V169H196ZM195 170V171H196ZM191 171V170H190ZM225 171V170H224ZM228 171V170H227ZM238 171V169H237ZM243 172L242 170H239V173ZM193 172V171H192ZM236 173V171H234ZM249 172V171H248ZM195 173V172H194ZM221 173V172H220ZM250 173V172H249ZM223 174V173H221ZM229 174V175H230ZM216 175V174H215ZM214 175V176H215ZM225 175V173H224ZM233 175V174H232ZM236 176L238 174H235ZM251 175V174H250ZM263 175V174H261ZM112 176V171L108 172L106 175V178L109 179V177ZM192 176V175H191ZM219 176V175H218ZM264 176V175H263ZM263 176H261L263 178ZM234 177V176H232ZM216 178V177H215ZM221 179V177H218ZM229 178H231L229 176ZM219 179V180H220ZM225 179V178H224ZM234 179V178H233ZM249 179V178H248ZM214 180V179H212ZM223 180V179H222ZM227 180V179H225ZM229 180V179H228ZM227 180V181H228ZM231 180V179H230ZM7 181V182H5ZM211 181V179L209 180ZM208 181V183H209ZM232 181V180H231ZM230 181V182H231ZM216 182V181H215ZM219 182V181H218ZM222 182V181H221ZM220 182V183H221ZM233 182V181H232ZM231 182V184H232ZM237 182V181H236ZM260 182H264V180H261ZM8 183V184H7ZM200 183V182H199ZM220 183L218 185H220ZM226 182H223V184ZM260 183V184H262ZM203 184V183H201ZM264 184V183H263ZM208 185V184H207ZM214 185V184H212ZM226 185V184H224ZM236 185V183H235ZM239 185V184H238ZM245 185V184H244ZM202 186V185H200ZM209 186V185H208ZM230 186V185H229ZM194 188V186H192ZM215 187V186H214ZM217 187V185H216ZM231 187H235V186H231ZM262 187V186H261ZM201 188V187H199ZM236 188V187H235ZM241 188V187H240ZM248 188V187H247ZM260 188V187H259ZM264 189V187H262ZM260 188V189H262ZM189 189V187L187 188ZM192 189V188H191ZM195 189V188H194ZM205 189V188H204ZM204 189L203 192H204ZM251 189V188H250ZM208 190V189H207ZM210 190V188H209ZM215 190V189H214ZM223 190V189H222ZM236 190V189H235ZM224 191V190H223ZM228 191V190H227ZM241 191V190H240ZM243 191V190H242ZM247 191V189H246ZM245 191V192H246ZM254 191V190H253ZM257 191V190H256ZM259 191V189H258ZM257 191V192H258ZM262 191V190H261ZM259 191V196L263 195V191L261 192ZM88 192V191H87ZM207 193V191H205ZM210 192V191H209ZM208 192V193H209ZM234 192V191H232ZM244 192V193H245ZM262 194H261V193ZM85 193V194H84ZM202 193V192H201ZM207 193V194H208ZM214 193V192H213ZM222 193V192H221ZM256 193V192H255ZM225 194V193H224ZM229 194V193H228ZM248 195V193H247ZM258 195V194H257ZM88 196V197H87ZM212 197V196H211ZM220 198V197H219ZM245 199H247L246 197H244ZM261 198H263V196H261ZM205 199V198H204ZM203 199V200H204ZM207 199V198H206ZM211 200V198H209ZM218 199V198H217ZM225 199V197H224ZM264 199V198H263ZM196 200V199H195ZM238 200V199H237ZM243 200V199H240ZM262 200V199H261ZM216 201V200H215ZM223 201V200H222ZM248 201V200H245ZM244 201V202H245ZM205 202V200L203 201ZM210 202V201H209ZM225 202V201H224ZM222 202V203H224ZM237 202V201H236ZM227 203V201H226ZM235 203V202H234ZM241 204V202H239ZM264 203V201L262 202ZM261 203V204H262ZM210 204V203H209ZM212 204V202H211ZM260 204V205H261ZM190 205V204H189ZM217 205V203H216ZM218 205H220L218 203ZM232 205V204H231ZM238 205V204H237ZM264 206V204H262ZM207 206V205H206ZM222 206V205H221ZM224 206V204H223ZM226 206V204H225ZM228 206V205H227ZM242 206V204H241ZM262 206V207H263ZM195 207V206H194ZM220 208V210L222 209L220 206H217L216 208ZM234 207V205L232 206ZM239 207V206H238ZM214 208V207H213ZM218 208V209H219ZM225 208V207H224ZM223 208V209H224ZM228 208V207H227ZM236 208V207H235ZM234 208V209H235ZM240 208V207H239ZM195 209V208H194ZM210 209V208H209ZM222 209V211H223ZM242 209V207H241ZM245 209V208H244ZM259 209V208H258ZM174 210V209H173ZM214 210V209H213ZM217 210V209H215ZM226 210V209H225ZM230 210V209H228ZM236 210V209H235ZM257 210V209H256ZM234 211V210H233ZM241 211V210H240ZM238 210V212H240ZM181 212V211H180ZM188 212V211H187ZM185 212V213H187ZM193 212V211H192ZM230 213V211H228ZM256 212V211H255ZM263 212V211H262ZM146 213H150L149 210H146ZM236 213V212H235ZM242 213V212H241ZM240 213V214H241ZM169 214V213H168ZM188 214V213H187ZM191 214V213H190ZM232 214V213H231ZM234 214V213H233ZM244 214V213H243ZM258 214V213H257ZM256 214V216H257ZM183 215V214H182ZM193 215V213H192ZM191 215V216H192ZM228 215V214H227ZM226 215V217H227ZM246 215V213H245ZM250 215V213L248 214ZM207 216V215H206ZM243 216V215H242ZM252 216V215H251ZM261 216V215H260ZM161 217V216H160ZM185 217V216H184ZM231 217V216H230ZM232 217L234 218V215H232ZM169 218V217H168ZM172 218V224L171 226H174V229L177 230V236H179L178 240H183L185 237L187 238L189 235H198L200 234L202 237L201 239H208V234L209 231L207 229H204L203 225H200L198 223H193L191 222V217L188 216V218H190V220H185V218L180 217V215L178 213H172L171 217ZM186 217V219H188ZM238 218V216H237ZM236 218V219H237ZM248 218V217H247ZM254 218V217H253ZM259 218V217H258ZM158 219V218H157ZM230 219V218H229ZM249 219V218H248ZM206 220V219H205ZM204 220V222H205ZM209 221V219H208ZM191 222V224H190ZM199 222V221H198ZM203 222V224H204ZM234 222L235 218H234ZM232 223V221H231ZM71 224V225H70ZM206 224V223H205ZM209 224V223H208ZM235 224V223H234ZM251 224V223H250ZM237 225V222H236ZM248 225V223H247ZM235 226V225H233ZM250 226V225H249ZM248 226V227H249ZM246 227V228H248ZM251 227V226H250ZM235 228V227H234ZM209 229V228H208ZM237 229V228H236ZM169 230V229H168ZM213 230V229H212ZM234 230V229H233ZM211 231V230H210ZM237 231V230H236ZM175 232V231H174ZM173 232V233H174ZM233 232V231H232ZM235 232V231H234ZM166 233V232H165ZM212 233V232H211ZM237 234V232H235ZM232 234V233H231ZM176 235V233H175ZM191 235V237H192ZM211 235H214L213 233ZM237 236V235H236ZM176 237V236H175ZM211 237V236H210ZM196 238V237H194ZM214 238V237H213ZM212 238V239H213ZM174 239V238H173ZM176 240V239H175ZM189 240V239H188ZM196 240V239H195ZM233 240V239H232ZM238 240V239H237ZM186 241V239H185ZM197 241H198V236H197ZM211 241V240H210ZM213 241V240H212ZM191 243V241H189ZM230 242V241H229ZM233 242V241H232ZM71 243H74L71 244ZM177 243V240L174 242ZM179 243V242H178ZM185 243V242H184ZM193 243H195L193 241ZM202 243V242H201ZM212 243V242H210ZM70 244L73 245V247H70ZM123 244V243H122ZM181 244V243H180ZM188 243H186L187 245ZM203 244H206L205 242H203ZM214 244V243H213ZM232 244V243H231ZM183 245V242H182ZM205 245V246H206ZM209 245V244H208ZM121 246V245H120ZM124 246V245H123ZM178 246V245H177ZM189 246V245H188ZM202 246V245H201ZM203 246V247H205ZM210 247L212 245H209ZM209 246H206L208 248H210ZM176 247V246H175ZM180 247H182L180 245ZM184 247V246H183ZM182 247V249H183ZM190 247V246H189ZM195 247V246H194ZM205 247V249H206ZM122 248V247H121ZM168 248V247H167ZM186 248L188 249V247L186 246ZM178 250H180L179 248H177ZM204 249V250H205ZM125 251V249L122 248V251ZM190 250V248L188 249ZM209 251V249H207ZM211 250V248H210ZM119 251V250H118ZM169 251V250H168ZM176 251V250H175ZM61 252H65V253H61ZM120 252V251H119ZM118 252V253H119ZM180 252V251H179ZM181 252L183 253L184 251L181 250ZM192 252V251H191ZM194 252V251H193ZM192 252V253H193ZM108 253V252H107ZM125 253V252H122ZM130 254V252H128ZM185 253V252H184ZM188 253V252H187ZM190 253V252H189ZM243 253V252H242ZM126 254V253H125ZM178 254V252H177ZM181 254V253H180ZM113 255V254H112ZM120 257H122L121 254H119ZM118 255V257H119ZM190 256V254H188ZM192 255V254H191ZM194 256V255H193ZM244 256H247V258H250L255 264H264V260H260L258 259V257L256 256H251L247 253H244ZM116 257V256H115ZM91 260H90V259ZM192 258V257H190ZM117 261V260H116ZM224 261V260H223ZM226 262V261H225ZM119 263V262H118ZM115 264V263H114Z\"/></svg>", "mask_w": 264, "mask_h": 264}]
</instances>
